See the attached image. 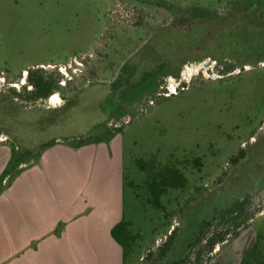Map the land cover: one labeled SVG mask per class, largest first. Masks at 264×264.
<instances>
[{
	"label": "rangeland",
	"instance_id": "374dc122",
	"mask_svg": "<svg viewBox=\"0 0 264 264\" xmlns=\"http://www.w3.org/2000/svg\"><path fill=\"white\" fill-rule=\"evenodd\" d=\"M251 5L264 14V0H0V146L34 155L54 139L118 131L123 217L137 236L125 264H240L256 239L264 255V64L205 58L175 78L158 35L181 26L174 12L226 17ZM30 70L55 82L53 96L26 99ZM137 160L170 163L186 178L162 198L164 212L146 202L150 167ZM242 201L237 220L223 222ZM217 233L224 242L210 250Z\"/></svg>",
	"mask_w": 264,
	"mask_h": 264
},
{
	"label": "crops",
	"instance_id": "0c3cea01",
	"mask_svg": "<svg viewBox=\"0 0 264 264\" xmlns=\"http://www.w3.org/2000/svg\"><path fill=\"white\" fill-rule=\"evenodd\" d=\"M56 139L0 195V264H122L110 229L123 215V151ZM9 149L0 146V173Z\"/></svg>",
	"mask_w": 264,
	"mask_h": 264
},
{
	"label": "trees",
	"instance_id": "16d2710c",
	"mask_svg": "<svg viewBox=\"0 0 264 264\" xmlns=\"http://www.w3.org/2000/svg\"><path fill=\"white\" fill-rule=\"evenodd\" d=\"M251 8H253L252 5L243 7L226 17L211 13L206 9L202 10L204 12L198 16L186 15L188 10H184L183 15L179 17L174 15V12L172 20L181 19L182 27L174 28L169 23L158 34L163 39L168 40L163 45L164 60L162 63L168 69L169 76L176 78L179 73L178 70L184 62H197L205 58L213 60L217 65H221L223 61H229L240 69L245 66L264 64V14L258 10L250 11ZM234 67L233 64H229L225 71H231ZM26 80L30 90L25 92L24 88L23 91L28 101L45 100L55 92V82L51 78L45 77L40 70L26 72ZM117 133L118 131L110 133L106 140H80L77 138L74 143H62L77 149L88 144L108 143ZM55 143L56 139L42 144L34 155L30 151L17 150L11 147L9 159L0 173V195L12 185L13 181L25 169L36 165L41 154ZM28 163L32 165L27 166ZM136 165L141 171L150 167L149 176L143 183L147 195L146 202L151 208L164 212L165 207L162 204V198L168 194L169 190L184 188L186 178L178 167L170 163L156 168L153 163L148 164L143 160H137ZM244 204L245 201L236 202L224 210L221 215L223 222L237 220L242 213ZM208 227L209 223L207 222L201 234ZM173 231L170 232V238ZM110 237L120 247L122 264H125L127 253L133 248L137 236L132 234L130 225L124 220L123 215L110 229ZM169 239L164 244L162 254L168 250ZM257 240L247 250L246 256L240 264H264V255L257 251ZM222 242H224L223 236L217 233L207 239L206 245L212 250Z\"/></svg>",
	"mask_w": 264,
	"mask_h": 264
},
{
	"label": "bare ground",
	"instance_id": "6f19581e",
	"mask_svg": "<svg viewBox=\"0 0 264 264\" xmlns=\"http://www.w3.org/2000/svg\"><path fill=\"white\" fill-rule=\"evenodd\" d=\"M53 96V95H52Z\"/></svg>",
	"mask_w": 264,
	"mask_h": 264
}]
</instances>
